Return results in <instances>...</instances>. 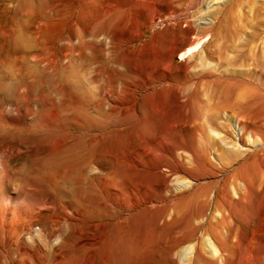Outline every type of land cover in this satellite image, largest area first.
Listing matches in <instances>:
<instances>
[{"label": "rangeland", "instance_id": "374dc122", "mask_svg": "<svg viewBox=\"0 0 264 264\" xmlns=\"http://www.w3.org/2000/svg\"><path fill=\"white\" fill-rule=\"evenodd\" d=\"M230 1L233 2L0 0V179H11V194L20 192L18 185H24L29 187L28 195L59 204L57 215L63 219L64 233L69 228L66 212L70 210L71 213L73 210L65 197L69 188L68 180L86 179L85 187L87 182L89 185L87 193L83 194L86 201L89 199L86 204L93 205L96 200L98 205L103 199L107 210L119 215L115 221L110 218L105 220L107 227L103 232L106 239H109L108 243L112 244L109 241L114 240L113 233L118 223L124 224L122 227L127 226L129 216L137 208L124 207L116 199L107 197L109 189L105 186L123 189L134 181L146 187H156L164 182L162 179H193L191 182L194 186L222 179L223 174L232 167L224 170V173L214 172L203 176L187 175L178 169L172 172L174 167L171 164L167 171L165 168L174 155L183 150L173 149L171 144L162 148L155 143L159 137L169 141L178 140L179 129L169 124L173 118L178 117L177 114L181 116L184 112H180L178 107H172L164 122L160 118L157 120L158 124H167V135L151 123L146 126L140 117L139 121L131 120L126 113V94L121 92L126 81L115 80L114 72L125 71L128 52L139 48L141 56L144 55L140 61L143 70L152 62L150 54L154 49H158L164 59L173 54L174 62L179 64L188 58L187 51L195 53L192 59L203 55L208 58L207 64L217 63L218 59L211 55L215 44L211 41L207 44L211 35L199 39L193 32L185 36L183 30L188 28L187 22L203 25V22L213 21L216 11L221 8L224 13ZM248 1L234 0L236 4L240 2L237 5L244 9L248 8ZM255 1L261 3L262 0ZM132 14L136 16L141 35L127 33ZM254 43L258 49H264V32L260 33ZM244 65L245 69L252 68L248 62ZM85 69H89L90 73H81ZM256 74L257 79L264 80L263 73ZM97 75L99 79L104 77V80L96 83L93 78ZM151 85L137 88L138 110L143 109L145 103L146 106H150V103L159 106L163 100L167 101L164 109L174 100L172 91L168 92L166 100L165 96L156 94L155 87ZM111 90H114L113 96L105 97L107 91ZM97 105L104 108V114L109 113L112 118L98 113ZM189 109L191 106L186 108L191 116L194 111ZM258 138L261 139V136L258 135ZM247 147L252 145L240 146L242 150ZM183 152L185 154L186 151ZM87 156L92 162L84 168ZM188 156L189 153H186L185 157ZM210 156L216 161L212 153ZM260 157L247 173L246 179H251L248 193L237 204L231 223L229 238L232 241L229 239V242L235 247L233 259L236 264H264V155ZM238 183L242 187V182ZM213 192L210 193L211 199ZM234 196L238 194L234 192ZM63 208L68 211H60ZM208 214L213 213L209 210ZM94 223L99 222L96 219ZM79 225L83 228V234L88 232L84 229L88 223ZM57 235L52 239L53 242L60 239L59 233ZM108 243L105 241L100 251V248L95 250L81 242V252L77 253L71 250L70 245L64 251L67 264H114L117 261L122 264L112 253L113 244L109 246ZM2 256L4 264H10L8 257ZM136 263L146 264V259L138 263L135 256L127 262Z\"/></svg>", "mask_w": 264, "mask_h": 264}, {"label": "bare ground", "instance_id": "6f19581e", "mask_svg": "<svg viewBox=\"0 0 264 264\" xmlns=\"http://www.w3.org/2000/svg\"><path fill=\"white\" fill-rule=\"evenodd\" d=\"M230 2L224 13L221 8L216 11L213 21L203 22V25L187 22L188 28L183 30L185 36L193 32L196 38L211 35L207 44L210 41L215 44L211 55L218 59L217 63L207 64L208 58L203 55L192 59L195 53L187 51L188 58L179 64L174 62L173 54L164 59L159 50L154 49L149 53L152 62L143 70L140 61L144 55L141 56L139 48L128 52L125 71L114 72L115 80L126 81L121 92L126 94V113L131 120L136 121L140 117L143 124L147 126L151 123L167 135V124H158L157 120L160 118L164 122L172 107L184 112L181 116L177 114L178 117L169 124L179 129L180 132L176 130L178 140L170 142L165 137L156 138L155 145L165 148L171 144L173 149L179 148L180 151H186L185 154L189 153L188 157L183 151L173 154L175 157L165 168L167 171L171 164L174 167L172 172L178 169L187 175L203 176L232 167L226 174L223 172L222 179L194 186L191 182L193 179H162L164 182L156 187H146L134 181L123 189L105 186L109 189L107 197L116 199L124 207L137 208L129 216L127 226L122 227L124 224L117 222L114 240L109 241L114 247L112 253L122 264H127L135 256L138 263L146 259V264H236L233 259L234 244L229 242L231 223L237 204L248 193L251 179H246L247 173L255 161L264 155V80L256 76V73L264 74V49H258L254 43L264 32V0L261 3L249 0L247 9L237 5L241 1L237 4L234 0ZM127 33L141 35L134 14L130 17ZM246 62L251 65V69L243 68ZM88 70L81 73L88 74ZM98 77L93 78L96 83L104 80V77ZM147 84L157 87L154 88L155 93L165 96L166 100L168 92L172 91L174 100L163 109L167 101L163 100L159 106L154 103L146 106L144 99L141 101L145 106L139 111L136 90ZM113 94L114 90L107 91L105 97ZM117 99L118 96L115 97V103ZM189 106L194 111L191 116L186 111ZM103 109L96 106L98 113L111 119V115L104 114ZM249 144L252 147L246 150L240 148ZM211 153L216 161L211 158ZM91 162L92 159L88 157L84 168ZM85 180H68L69 188L65 197L73 210L71 213L70 210L67 213L66 208L60 210L68 215L66 221L69 228L62 233L63 219L57 215L59 204L57 206L51 201L28 195L29 187L24 185H18L20 192L13 195L10 192L11 179H0V264H4L2 255L8 257L10 264H67L65 249L71 245L72 251L81 252V242H85L89 248H100L102 251L101 245L109 240L103 232L107 227L105 220L110 218L115 221L119 215L107 210L102 198L98 205L96 200L93 205L86 204L89 199L86 201L83 194L87 193L89 185L87 182L88 186L85 187ZM238 181L242 182V187ZM212 191L214 196L211 199ZM234 192L238 194L237 197ZM209 210L212 215L208 214ZM96 219L99 223L93 224ZM84 223H88L87 227L83 225L88 231L85 234L79 225ZM113 225L116 224L113 222ZM92 230L95 231L92 233ZM58 233L60 239L53 242ZM117 262L114 264H119Z\"/></svg>", "mask_w": 264, "mask_h": 264}]
</instances>
